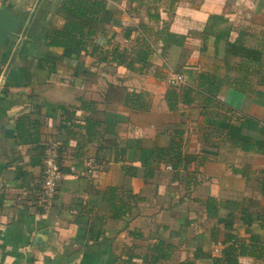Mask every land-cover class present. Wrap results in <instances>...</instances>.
Returning <instances> with one entry per match:
<instances>
[{"label":"crops","instance_id":"obj_1","mask_svg":"<svg viewBox=\"0 0 264 264\" xmlns=\"http://www.w3.org/2000/svg\"><path fill=\"white\" fill-rule=\"evenodd\" d=\"M64 1L0 3L27 25L21 41L0 46V264H213L202 251L220 257L226 233L247 251L257 245L239 264H264V83L243 84L241 58L221 46L215 56L212 36L202 41L209 16L220 15L229 40L242 29L264 61V0H98L79 49L47 42L66 25ZM166 26L185 43L164 56L156 48L147 72L114 61L117 42L122 50ZM168 70L186 84L198 72L225 83L213 100L195 93L170 110ZM140 90L150 93L147 110L125 101ZM50 141L59 144L62 178L44 212ZM154 148L171 157L151 163L146 177L142 162Z\"/></svg>","mask_w":264,"mask_h":264},{"label":"trees","instance_id":"obj_2","mask_svg":"<svg viewBox=\"0 0 264 264\" xmlns=\"http://www.w3.org/2000/svg\"><path fill=\"white\" fill-rule=\"evenodd\" d=\"M98 0H65L62 3L63 13L66 14L67 22L62 29H52L47 34V42L50 46L73 47L79 49L82 46L83 39L86 37L83 33L89 24L90 15L96 13L94 8L98 5ZM227 19L220 15H210L206 25L203 28L202 41L208 40L212 36L214 55L221 56L219 50L220 46L223 48V55L228 53L236 55L241 58L240 62L236 64L239 67L241 82L246 85L252 82V79H257V82L264 83V73H260L259 69L263 68L264 61L262 60V50L259 47L248 46L245 42V36L248 35L242 29L238 32L236 41H230L229 35L231 28L226 25ZM81 36H78V35ZM186 36L179 33H174L169 28L162 27L152 34V38L142 37L139 41L130 47H125L122 50L117 46L113 47L109 52L112 54L114 61L119 65L127 67L129 70L143 69L149 66L148 58L155 52L156 48H160V54L164 56L167 50L172 46H183ZM207 50V43L202 44L201 51ZM254 64H258L256 67ZM137 65L139 68H137ZM251 68V70H249ZM243 70V71H242ZM194 78L193 82H189L182 86L180 90L175 88H167L165 92V101L170 110H175L179 103H191L195 93L203 94L208 100H213L220 87L225 83V80L214 74L207 72H198L196 75H191ZM238 82V80H237ZM245 82V83H244ZM150 93L147 91H133L128 92L126 95V103L131 108L149 109ZM240 147L248 150L252 148L250 144L241 141H236ZM163 148H154L150 158L142 165L148 169L144 175L149 177L152 175L153 170L150 167L151 163L159 162L162 159L169 162L168 153L163 152ZM168 157V159H166ZM174 160H179V153L172 156ZM134 168V167H131ZM152 170V171H151ZM126 173L130 172V167L126 168ZM216 200L208 197L205 201L206 210L210 215L216 214L215 209ZM117 215H115L116 217ZM213 237L214 231L210 230ZM225 247L220 257L211 256L210 253L202 251V255H207L212 259L213 264H239L238 256L244 253H253L256 255L257 245H249L251 249H245V245L235 234L226 233Z\"/></svg>","mask_w":264,"mask_h":264},{"label":"built area","instance_id":"obj_3","mask_svg":"<svg viewBox=\"0 0 264 264\" xmlns=\"http://www.w3.org/2000/svg\"><path fill=\"white\" fill-rule=\"evenodd\" d=\"M3 1L4 0H0V3ZM165 81L168 86L178 88L186 84V77L183 73L168 70L165 72ZM58 158L59 144L55 141L48 142L43 156V178L38 193V205L44 212L52 207L62 178V171Z\"/></svg>","mask_w":264,"mask_h":264},{"label":"water","instance_id":"obj_4","mask_svg":"<svg viewBox=\"0 0 264 264\" xmlns=\"http://www.w3.org/2000/svg\"><path fill=\"white\" fill-rule=\"evenodd\" d=\"M33 11H35V9ZM31 17L29 19H31ZM26 28L27 25L23 27V20L14 9L3 5L0 6V46L2 48H6L10 37L17 38L21 41L26 32ZM19 43L20 42H18L17 46ZM12 57H14V55ZM11 61L12 58L9 64Z\"/></svg>","mask_w":264,"mask_h":264},{"label":"rangeland","instance_id":"obj_5","mask_svg":"<svg viewBox=\"0 0 264 264\" xmlns=\"http://www.w3.org/2000/svg\"><path fill=\"white\" fill-rule=\"evenodd\" d=\"M139 33H142V32H139ZM139 33H137V34H139ZM151 34V33H150ZM150 34H149V36H150ZM138 36V35H137ZM140 38V37H139ZM138 39H136L135 40V42L137 41ZM133 44H135L134 42H132V45ZM116 45H117V47H118V42L116 43ZM130 47V46H129ZM137 68H139V67H137ZM145 69V72H147L148 71V67H146V68H143V69H140L139 71L142 73L143 72V70ZM183 86V85H182ZM182 86H180V87H178V88H175V89H177V90H180L181 88H182ZM168 88H170V86H168ZM151 103V96L149 97V104Z\"/></svg>","mask_w":264,"mask_h":264}]
</instances>
